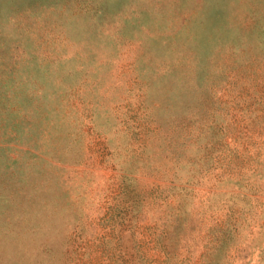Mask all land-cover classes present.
Masks as SVG:
<instances>
[{"label":"rangeland","instance_id":"obj_1","mask_svg":"<svg viewBox=\"0 0 264 264\" xmlns=\"http://www.w3.org/2000/svg\"><path fill=\"white\" fill-rule=\"evenodd\" d=\"M0 264H264V0H0Z\"/></svg>","mask_w":264,"mask_h":264}]
</instances>
